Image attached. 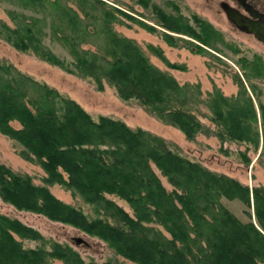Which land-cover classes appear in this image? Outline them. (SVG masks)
Wrapping results in <instances>:
<instances>
[{
    "label": "trees",
    "instance_id": "obj_1",
    "mask_svg": "<svg viewBox=\"0 0 264 264\" xmlns=\"http://www.w3.org/2000/svg\"><path fill=\"white\" fill-rule=\"evenodd\" d=\"M15 3L18 9L8 11L12 24L0 22V38L16 49L90 79L98 89L112 86L121 99L136 101L187 140L208 135L209 126L199 119L203 115L214 123L213 133L221 143L257 148L256 111L243 89L227 97L214 88L203 104L208 112L201 113L194 100L199 93L196 83H179L152 64L133 39L115 30L114 25L124 23L122 16L132 18L126 11L104 0ZM150 10L155 23L171 32L165 33L171 41L183 39L172 32L210 47L221 38V32L196 14L190 24L179 13H165L155 4ZM45 39L65 55L55 53ZM148 48L163 58L160 49ZM166 66L183 68L168 61ZM259 109L264 149V104ZM14 120L19 127L11 125ZM0 132L45 175L42 183H34L29 175L0 163V197L16 208L97 237L132 264H264L262 185L249 187L211 170L149 130L108 115L94 117L74 99L1 59ZM237 155L245 164L251 160L245 151ZM50 184L81 199L89 213L55 197ZM113 197L124 200L131 213ZM222 199L239 200L247 220L238 218ZM20 239L41 244L23 247ZM49 243L32 227L0 214V264H51L55 259L98 264L84 260L70 245ZM100 264L113 263L108 258Z\"/></svg>",
    "mask_w": 264,
    "mask_h": 264
},
{
    "label": "rangeland",
    "instance_id": "obj_2",
    "mask_svg": "<svg viewBox=\"0 0 264 264\" xmlns=\"http://www.w3.org/2000/svg\"><path fill=\"white\" fill-rule=\"evenodd\" d=\"M104 1L132 16L129 19L122 16L124 23L116 24L114 28L120 34L133 39L143 49L152 64L161 70L168 71L179 83H196L198 85L199 93L194 97V100L196 104H199L201 113L208 112L203 104H205L208 93L214 88L220 90L227 97L235 96L240 92V89H243L244 95L251 98L256 111L259 132L257 148L246 143L226 141L221 143L213 133L214 123L203 115H200L199 119L209 126L208 135L200 133L194 140H187L178 129L155 118L136 101L121 99L112 86L105 84L102 89H98L90 79L79 77L32 53L18 50L2 38H0V59L12 64L16 69L35 80L46 83L63 95L74 99L94 117L99 114L108 115L124 121L130 127L139 126L149 130L175 144L182 154L201 162L211 170L232 176L249 187L254 185L264 187V149L259 109V104H264V45L252 35L240 31L229 23L219 5L221 0H147L149 1L148 6H144L145 0ZM151 4L157 5L168 14L179 13L190 24H193L192 14H196L221 32L220 40L215 41V47H210L202 45L184 34L172 32V35L183 39L171 41L165 35V33L171 32L155 23V17L150 10ZM174 4L176 9H174ZM11 9H18L15 0L14 2L0 0V22L12 24L8 14ZM139 20L153 26V29L140 25ZM184 39L188 41L186 42ZM188 42L198 44L202 48L198 49ZM46 43L55 53L61 56L65 55L58 45L52 44L48 40ZM148 45L160 49L163 58L154 54ZM167 61L179 64L183 68H168ZM11 125L19 127V123L15 120L11 122ZM223 150L228 153H224ZM238 151H245L250 157L251 160L248 164L241 161L237 155ZM0 163L15 172L29 175L34 183L43 182L42 178L45 175L41 166L36 162L24 159L19 154L16 144L1 132ZM48 188L58 199L80 207L89 213L90 207L81 199L73 197L62 186L50 184ZM113 198L131 213L129 205L124 200ZM222 203L242 221L247 220L243 212L245 207L239 200L222 199ZM0 214L16 218L37 230L47 241V244H50V241H55L70 245L84 260L93 259L100 264L109 258L113 264H132L116 255L105 242L97 237L90 236L69 224L51 220L40 213L18 209L1 197ZM74 238H81L82 241L76 243ZM17 239L19 238L17 237ZM20 241L23 247H36L41 244L38 240L33 239H20ZM46 247L49 248V246ZM51 264L65 263L55 259Z\"/></svg>",
    "mask_w": 264,
    "mask_h": 264
},
{
    "label": "flooded vegetation",
    "instance_id": "obj_3",
    "mask_svg": "<svg viewBox=\"0 0 264 264\" xmlns=\"http://www.w3.org/2000/svg\"><path fill=\"white\" fill-rule=\"evenodd\" d=\"M219 5L229 6L240 14L243 20V29L239 30L252 35L264 45V0H221ZM225 17L233 27L237 28L231 18H228L226 14ZM250 26L257 30L258 36L246 31V28Z\"/></svg>",
    "mask_w": 264,
    "mask_h": 264
},
{
    "label": "water",
    "instance_id": "obj_4",
    "mask_svg": "<svg viewBox=\"0 0 264 264\" xmlns=\"http://www.w3.org/2000/svg\"><path fill=\"white\" fill-rule=\"evenodd\" d=\"M221 8H222L223 12L226 14V16L233 20V22L235 23V25L238 29H240V30L243 29V26H242L243 20H242V17L240 14H238L233 8H231L229 6L222 5ZM246 31L252 32V33H254V35L258 36L257 30L254 27L250 26V27L246 28ZM74 241L76 243H79L82 241V239L81 238H74Z\"/></svg>",
    "mask_w": 264,
    "mask_h": 264
}]
</instances>
